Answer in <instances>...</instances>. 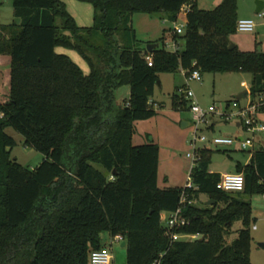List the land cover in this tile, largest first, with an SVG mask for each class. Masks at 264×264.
<instances>
[{"label": "trees", "instance_id": "1", "mask_svg": "<svg viewBox=\"0 0 264 264\" xmlns=\"http://www.w3.org/2000/svg\"><path fill=\"white\" fill-rule=\"evenodd\" d=\"M76 1L91 5L92 26L76 25L60 0H11L19 23L0 25V55L10 58L8 99L0 103V264H88L90 252L117 235L126 264H252L250 197L264 195V148L235 164L242 191L223 192L219 174L209 171L210 150L199 152L192 188L159 189L157 145L131 143L134 122L156 114L149 98L160 72L249 73L250 100L264 97V52L229 47L236 0L212 10L196 0ZM182 6H189L183 33L170 35L179 49L167 51L163 36L160 48L146 51L132 15L174 20ZM57 46L75 50L88 73ZM121 88L127 97L118 96ZM172 102L186 103L176 95ZM8 127L43 155L35 168L10 157ZM199 193L211 203L194 206ZM178 207L186 224L173 231L197 238L170 241L165 234L161 213ZM234 222L241 227L226 243Z\"/></svg>", "mask_w": 264, "mask_h": 264}, {"label": "rangeland", "instance_id": "2", "mask_svg": "<svg viewBox=\"0 0 264 264\" xmlns=\"http://www.w3.org/2000/svg\"><path fill=\"white\" fill-rule=\"evenodd\" d=\"M221 0H196L197 7L201 10H212ZM64 3L66 11L73 17L76 25L81 27H90L93 25V9L90 4L71 1ZM238 18L246 17L255 24L250 33H240L235 31L229 36V42L235 45L240 51L264 52V18L259 17L254 12L255 0H236ZM264 11V9H263ZM12 20L13 11L11 0H0V25L8 24ZM185 25V13L178 12L174 20H171L164 13H145L135 12L131 17V26L134 30L136 39L145 45L146 43H156L163 36L166 41L164 48L172 51L171 32L175 27ZM179 46V45H178ZM161 47V44L158 45ZM55 52L66 55L75 63L84 74L88 73V66L82 57L72 49L61 46L55 47ZM200 82H189L185 84L182 71L174 73L160 72L157 75L159 85H155L153 94L149 98L153 102V108L156 114L145 120L134 122V131L131 139L132 145H142L152 141L158 147V166L156 185L159 189L180 188L186 186L189 179L188 172L191 161L186 157L187 153L193 150L189 143L193 126L183 127V122L190 123L189 104L184 99L182 92L185 88L192 91L194 99L202 106L215 108V114L211 121V128L203 130L202 133L208 138L230 137L234 138L240 135L249 136L241 130L237 123L239 118L231 116L228 120L222 115L234 113L236 107L245 105L244 93L250 87L251 74L241 72L226 73H200ZM8 81V80H7ZM8 83V82H7ZM7 84L2 85V76L0 73V101L7 95ZM127 88L118 90L119 97H127ZM172 95L182 97L186 103L182 108L174 106ZM257 120L264 124V110L256 113ZM4 132L10 136L15 145L10 151V157L14 158L19 164L27 168H35L43 159V155L23 144L22 137L11 128H5ZM255 149L264 148V131L254 134ZM201 144L198 143L197 146ZM209 170L214 173H234L235 164L238 162L244 164L250 155L247 151H240L237 146L224 149L216 146H210ZM262 195H252L251 217L253 218L249 225L250 230V249L249 260L252 264H264V200ZM204 194H197L192 200L194 206L203 207L208 205ZM168 212L161 213L160 224L166 225ZM255 226L253 229L252 227ZM241 227L240 222H234L231 227V234L225 237L226 243H229L236 236V231ZM103 238L107 236L102 234ZM107 243L111 242L110 253L112 255L111 264H126L125 251L121 247V242L114 241L112 238H106Z\"/></svg>", "mask_w": 264, "mask_h": 264}, {"label": "built area", "instance_id": "3", "mask_svg": "<svg viewBox=\"0 0 264 264\" xmlns=\"http://www.w3.org/2000/svg\"><path fill=\"white\" fill-rule=\"evenodd\" d=\"M189 10V6H182L180 11L186 13ZM179 11V12H180ZM259 17L264 18V11L261 10L257 13ZM255 24L252 20L248 18H241L237 20L236 31L240 33H250L253 31ZM184 25L180 27H175L173 32L177 35L183 33ZM172 47L174 48L171 52H175L179 49V46L172 42ZM145 60L148 66H151V57L149 55L145 56ZM185 84L189 82H200L201 76L199 70H192L189 73L182 71ZM184 99L189 101V113H190V123L193 126L191 132L189 143L192 144V152L187 153L186 157L191 161L188 176H190V171L195 165L196 161L199 159V152L201 150H210V146H216L224 149H230L235 146L239 148L240 151H247L251 154L255 150L254 145V134L256 132L264 131V124L260 123L256 118V113L264 108V97H260L257 100L249 101L242 107H236L237 104L233 103L232 106L235 108L234 113H226L222 115L225 120H228L231 116H236L239 118V127L249 136L243 137V135L230 138V137H213L208 139L203 130H209L212 126L211 121L213 115L215 114V108L213 106L202 107L195 99L192 91L185 88L182 92ZM200 143V146L197 144ZM217 189L223 192H240L243 189V176L240 173H223L219 174V180L216 185ZM183 188H192L190 177L187 184ZM184 201V192H181V203ZM186 224V220L180 215V208L178 207L175 211L170 212L167 218L166 225L164 226V232L169 237L170 241L176 240H192L197 238V235H180L175 233L173 230L178 229ZM253 229L255 226L252 227ZM114 241L123 242L122 238L117 235L112 238ZM110 243H105V245L99 249L92 250L88 256V264H111L112 255L110 253ZM157 264V263H155Z\"/></svg>", "mask_w": 264, "mask_h": 264}, {"label": "crops", "instance_id": "4", "mask_svg": "<svg viewBox=\"0 0 264 264\" xmlns=\"http://www.w3.org/2000/svg\"><path fill=\"white\" fill-rule=\"evenodd\" d=\"M60 1L65 2V4H67L66 2L69 3L71 1H76V0H60ZM241 18H246V17H241ZM241 18H238V19H241ZM9 67H10V58H9V56L0 55V73H1V76H2V85L4 86V84H7L6 85L7 86V90H8V83L7 82H9ZM127 94H128V91H127ZM244 96H245V102L244 103L246 104V103H248L250 101V97L247 94V92L244 93ZM7 99H8V92H7V95L5 96V98L0 101V103H3L5 101H7ZM187 126H189V124L186 123V122H183V127H187ZM237 126L239 127V122L237 123ZM249 157H250V155L247 157V159L245 160L244 164H246L248 162ZM261 198L264 200V195H262ZM107 242L108 241L105 240V243H107Z\"/></svg>", "mask_w": 264, "mask_h": 264}, {"label": "water", "instance_id": "5", "mask_svg": "<svg viewBox=\"0 0 264 264\" xmlns=\"http://www.w3.org/2000/svg\"><path fill=\"white\" fill-rule=\"evenodd\" d=\"M263 9H264V1H263V0H255V9H254V12H255V13H259V12H260L261 10H263ZM14 21H15L16 23H19V19H17V18L14 19ZM157 46H158L157 43H147V44L145 45V49H146V51L150 52L152 49H155ZM229 47L232 48L233 45L230 44ZM156 84L159 85V82L157 81ZM255 150H256V149H255ZM208 203L210 204L211 202L209 201ZM121 247H124V242L121 243Z\"/></svg>", "mask_w": 264, "mask_h": 264}]
</instances>
